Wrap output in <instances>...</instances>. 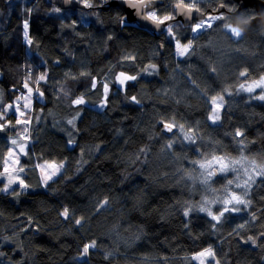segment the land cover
<instances>
[{"label": "clouds", "instance_id": "1", "mask_svg": "<svg viewBox=\"0 0 264 264\" xmlns=\"http://www.w3.org/2000/svg\"><path fill=\"white\" fill-rule=\"evenodd\" d=\"M0 264H264V0H0Z\"/></svg>", "mask_w": 264, "mask_h": 264}]
</instances>
